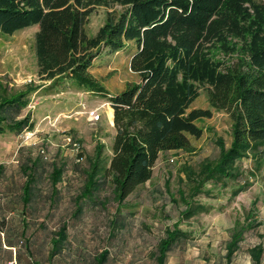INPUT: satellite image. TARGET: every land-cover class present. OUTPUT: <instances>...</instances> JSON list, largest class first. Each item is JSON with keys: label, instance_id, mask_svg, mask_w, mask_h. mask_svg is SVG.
<instances>
[{"label": "trees", "instance_id": "16d2710c", "mask_svg": "<svg viewBox=\"0 0 264 264\" xmlns=\"http://www.w3.org/2000/svg\"><path fill=\"white\" fill-rule=\"evenodd\" d=\"M100 7L105 9L104 21L91 34L89 15ZM31 25H37V76L47 83L17 90L0 85V134L32 131V113H22L30 95L57 93L65 83L105 98L113 109L112 153L105 156L98 144L87 158L82 185L72 196L71 219H79L84 203L103 204L100 194L106 188L119 210L151 179L162 152L194 150L189 137L202 133L196 120L210 117L212 109L231 119V142L225 147L218 141L219 157L200 164L202 177L191 195L202 182L236 179L242 158L264 155V0H0L1 35ZM128 42L135 46L129 68L139 80L111 94L91 67L99 54L117 52ZM198 85H207L208 108L189 107ZM22 165L26 201L42 195L44 176L54 199L63 164L48 166L41 156H26ZM191 195L180 193L185 204L181 220L208 211L205 204L190 200ZM110 222L112 235L124 225L117 217ZM38 227V235L15 239L12 264H115L107 248L89 249L72 240L68 221L50 228L47 220ZM244 230L236 229L227 242L228 262ZM190 234L179 223L166 228L150 251L152 264H165L169 252ZM249 255L252 264H264L261 244L251 247Z\"/></svg>", "mask_w": 264, "mask_h": 264}, {"label": "rangeland", "instance_id": "374dc122", "mask_svg": "<svg viewBox=\"0 0 264 264\" xmlns=\"http://www.w3.org/2000/svg\"><path fill=\"white\" fill-rule=\"evenodd\" d=\"M105 9H95L87 23L93 34L104 21ZM37 25L26 27L12 35L0 34V85L9 90L23 89L29 84H46L39 80L33 51V35ZM135 46L128 42L114 53L102 52L94 59L92 74L114 94L138 76L129 68ZM61 87H59L60 89ZM62 91L44 95L33 92L22 111L36 115L32 131L21 134H0V161L23 163L26 156H41L46 165L63 164L62 181L57 184L54 199L47 176L40 182L36 213L47 218L50 228L68 221L70 238L89 249L107 248L115 264H152L150 251L164 230L179 223L190 231V238L167 255L165 264H252L249 249L261 244L264 248V155L261 159L242 158L236 179L206 181L192 194L202 175L200 164L219 157L221 141L231 142V119L224 111L212 109L210 117L199 118L200 137H189L193 151L162 152L153 166L152 177L140 185L117 209L109 188L100 194L103 204L94 207L83 204L79 219H71L72 196L81 187L87 158L94 155L97 145L103 154L111 155L115 129L110 103L98 95L81 91L65 83ZM207 85L197 86V96L190 108H208ZM8 164V165H9ZM243 187V188H242ZM242 188V190H240ZM238 190L236 194H233ZM191 195L195 202L205 204L207 212L181 220L185 207L180 193ZM48 197V198H47ZM50 198V199H49ZM107 198L108 200H105ZM45 200V201H44ZM123 221L122 228L111 234V219ZM252 223V226H249ZM243 226V240L230 261L226 245L232 233Z\"/></svg>", "mask_w": 264, "mask_h": 264}, {"label": "crops", "instance_id": "0c3cea01", "mask_svg": "<svg viewBox=\"0 0 264 264\" xmlns=\"http://www.w3.org/2000/svg\"><path fill=\"white\" fill-rule=\"evenodd\" d=\"M36 118L35 114H32ZM0 161V264H12L15 239L38 235V225L47 220L32 211L38 205L37 197L26 201L23 193L26 180L22 163Z\"/></svg>", "mask_w": 264, "mask_h": 264}, {"label": "water", "instance_id": "95a60500", "mask_svg": "<svg viewBox=\"0 0 264 264\" xmlns=\"http://www.w3.org/2000/svg\"><path fill=\"white\" fill-rule=\"evenodd\" d=\"M112 122H113V113H112Z\"/></svg>", "mask_w": 264, "mask_h": 264}]
</instances>
